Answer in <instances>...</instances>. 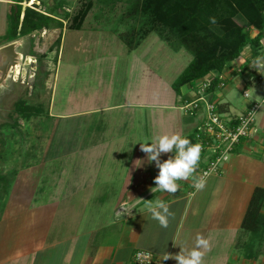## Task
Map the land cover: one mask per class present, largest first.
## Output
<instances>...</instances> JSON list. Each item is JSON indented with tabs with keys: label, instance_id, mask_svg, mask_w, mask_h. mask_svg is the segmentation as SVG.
I'll return each instance as SVG.
<instances>
[{
	"label": "rangeland",
	"instance_id": "rangeland-1",
	"mask_svg": "<svg viewBox=\"0 0 264 264\" xmlns=\"http://www.w3.org/2000/svg\"><path fill=\"white\" fill-rule=\"evenodd\" d=\"M87 1L93 5L81 29L71 30L72 19ZM60 2H64V7L58 9ZM21 5L22 11L31 8L42 13L56 8L63 27L34 32L16 40L21 41V49L30 55L33 64L26 67L25 76L20 74L17 80H10L0 93V210L23 207L17 210L18 217H22L26 206L30 208V203L25 204L30 198L34 203L46 202L56 207L48 215L54 222H60L64 215L61 208L71 206L67 205L68 200L62 201L63 197L86 198L89 189L94 188L91 195L95 201L82 208L84 221H74L75 227L80 226L79 231L83 232L75 243L80 241L77 246H84L92 233L88 236L84 232L86 222L95 224V234L91 235L97 240L104 239L102 231L113 235V223H122L124 215L111 218L113 205H101L98 200L107 191H120V183L129 176L131 166L143 156L140 143L170 135L169 122L161 119L167 110L156 106L175 104L179 96L171 84L191 55L183 49L171 50L155 34L148 35L136 49L128 50L119 35L138 36L143 21L127 19L126 0H38L31 6L25 2ZM10 7L0 4V47L5 45L3 36ZM63 13H69V20L63 21ZM243 59L241 55L239 60ZM254 72L264 74L259 70ZM260 88H249L251 97L256 92L259 93L256 99L261 98ZM124 100L130 106L103 114L91 111L120 105ZM147 102L157 104L145 106ZM182 102L185 101L176 102V108L183 113L179 107ZM138 103L142 105H133ZM19 105L39 108V115L25 120ZM79 111L84 112L82 116L76 114ZM118 117L122 121L111 126L108 120ZM101 135L104 139H100ZM97 140L104 144L91 150ZM105 150L104 154H98ZM93 167L99 171H90ZM91 180L96 182L93 184ZM129 181L131 184L132 179ZM90 182L91 188L83 187ZM57 201L60 203H53ZM66 255L69 256V250Z\"/></svg>",
	"mask_w": 264,
	"mask_h": 264
},
{
	"label": "crops",
	"instance_id": "crops-1",
	"mask_svg": "<svg viewBox=\"0 0 264 264\" xmlns=\"http://www.w3.org/2000/svg\"><path fill=\"white\" fill-rule=\"evenodd\" d=\"M0 4L11 6L13 1L0 0ZM256 35L255 30L251 31V37ZM241 55L243 60H239V57L224 68L223 74L227 76L225 86L216 88L208 94V98L216 102L220 111L228 116L243 113L250 101L258 98L259 94L254 92L250 99L242 96L246 78L254 76L256 68L253 67V59L256 56L248 47ZM257 56H264V54L261 52ZM238 69L240 71H237ZM248 88L256 90L257 86ZM195 98V91L184 86L181 88L180 96L176 97L175 104L156 106L167 110L161 119L163 122H169L170 135L185 133L184 136H186L194 132L201 123L202 111L187 115L176 108V102L179 100L192 101ZM156 104L147 102L143 105ZM133 105L139 107L142 104ZM122 106L130 105L124 100L120 105L102 106L91 111L93 114H103ZM83 113L79 111L76 114L82 116ZM121 121L122 118L119 117L108 120L111 126ZM256 129L255 135L240 142L234 153L221 165L217 174L205 179L206 183L202 190H196L193 186V180L198 179L199 170L203 167L201 159L193 176L187 180L178 181L180 187L176 193L172 194L156 188L154 177L158 169L155 167V162H149L148 154L143 152L140 166L132 165L129 176L120 183L122 190L120 188V191L116 193L107 191L109 194L105 192L102 200H98L101 205H113L111 218L124 215L122 225L113 223L115 225V228L111 229L113 235L109 231H102L104 239L97 240L91 235L95 234V224L86 222L87 227L84 232L88 236L89 232L92 233L91 238L86 239L84 246H77L80 241L75 243L83 232L79 231L80 226L75 227L74 221H84L81 216L82 208L95 201L91 195L94 189L91 188V182L94 184L95 180L83 184L84 188H91L86 198L78 195L71 198L63 197L62 201L66 203L68 200L67 205L71 206L61 208L64 215L60 222H54L48 215L49 210L56 211V207H51L46 202L34 203L30 198L25 201V204L30 203V208L26 206L22 217H18L20 213L17 214V212L23 207L17 209L14 206L15 209L12 207L7 212L0 210V264H6L9 261H13L12 264H130L133 253L138 249L151 252L158 260L166 264H176L173 259L164 260L165 253L174 255L180 251L191 250L195 246L197 235H201L208 241V247L201 249L204 253L201 264H264V245L257 258L246 257L244 249L250 240V233L241 228L254 189H264V112H260L257 116ZM125 130L127 132V127ZM120 138L123 139L124 135ZM100 139H104V136L101 135ZM99 141L91 145V150L100 148L104 144ZM105 152L106 150L98 154ZM169 155L162 154L161 160ZM93 168L90 169L93 173L99 171ZM102 168L103 165L100 166V169ZM93 173L92 178H94ZM130 179H132L131 184ZM99 184L106 185V182H99ZM157 199L166 202L174 214L167 228L161 227L158 221L152 219L146 211V201ZM34 204L37 205L34 206ZM13 209L14 211L11 212ZM261 213L264 215V202ZM89 218L86 220H90ZM28 220L32 221L30 225ZM91 220L96 219L92 217ZM109 224L112 225V223ZM68 250L69 256L66 255Z\"/></svg>",
	"mask_w": 264,
	"mask_h": 264
},
{
	"label": "trees",
	"instance_id": "trees-1",
	"mask_svg": "<svg viewBox=\"0 0 264 264\" xmlns=\"http://www.w3.org/2000/svg\"><path fill=\"white\" fill-rule=\"evenodd\" d=\"M12 1L3 36L5 44L34 32L63 27L56 8L47 9L45 14L31 8L22 11L21 4L28 0ZM126 3L127 19L140 18L143 21L138 36L129 33L119 35L128 50L136 49L148 35L155 34L171 50L183 49L191 55V60L171 84L176 96H180L184 86L194 90L193 83L205 77H210L207 88V94H210L215 91L224 68L238 59L246 47L254 56L263 50L264 0H126ZM92 5V1H87L80 9L72 19L71 30L81 29ZM63 7L64 2H60L58 9ZM62 16L63 21L69 20V13ZM210 18H214L215 22H211ZM254 30L257 35L251 37ZM18 108L25 120L39 115V108L26 105H19ZM186 136L195 143V131ZM263 202L264 189L255 188L241 225L251 235L244 249L248 258H257L264 245Z\"/></svg>",
	"mask_w": 264,
	"mask_h": 264
},
{
	"label": "built area",
	"instance_id": "built-area-1",
	"mask_svg": "<svg viewBox=\"0 0 264 264\" xmlns=\"http://www.w3.org/2000/svg\"><path fill=\"white\" fill-rule=\"evenodd\" d=\"M262 47V54H264V41ZM209 82L210 77L194 82L196 98L179 105L185 114L203 112V119L196 127L194 136L195 143L202 145L200 159L203 167L199 170L198 179H206L220 171L221 165L234 153L240 142L256 134L257 115L264 112V74L254 73V76L251 75L245 80L242 91L245 99L251 98L248 87L253 85L260 86L263 94L259 99H252L247 109L236 116L222 113L218 104L208 98ZM225 82H227V76L222 73L216 88L224 87ZM130 264H166V262L158 260L149 251L138 249L133 253Z\"/></svg>",
	"mask_w": 264,
	"mask_h": 264
},
{
	"label": "clouds",
	"instance_id": "clouds-1",
	"mask_svg": "<svg viewBox=\"0 0 264 264\" xmlns=\"http://www.w3.org/2000/svg\"><path fill=\"white\" fill-rule=\"evenodd\" d=\"M215 22L214 18H210ZM253 67L264 71V56H256L253 59ZM142 152L148 154L149 162H155L158 169L154 177L156 188L167 193H176L180 187L178 181L187 180L193 176L198 167L202 145L192 143L187 136L180 133L158 136L154 142L140 143ZM162 154H171L161 160ZM135 165L140 166V160ZM206 176V174H205ZM204 178L194 179L193 186L196 190H202L205 186ZM146 211L150 217L158 221L159 225L167 228L170 218L174 215L166 202L162 200L146 201ZM208 247V241L201 235H197L195 246L191 250L180 251L174 255L165 253L164 260L173 259L176 264H201L203 251Z\"/></svg>",
	"mask_w": 264,
	"mask_h": 264
},
{
	"label": "water",
	"instance_id": "water-1",
	"mask_svg": "<svg viewBox=\"0 0 264 264\" xmlns=\"http://www.w3.org/2000/svg\"><path fill=\"white\" fill-rule=\"evenodd\" d=\"M21 47V41L16 40L0 47V93L10 80H17L20 74L25 76L26 67L33 64L30 55L25 54ZM16 68L18 74H15Z\"/></svg>",
	"mask_w": 264,
	"mask_h": 264
},
{
	"label": "bare ground",
	"instance_id": "bare-ground-1",
	"mask_svg": "<svg viewBox=\"0 0 264 264\" xmlns=\"http://www.w3.org/2000/svg\"><path fill=\"white\" fill-rule=\"evenodd\" d=\"M37 1L38 0H28L27 2H25V5L31 6L37 3ZM15 74H18V68H16Z\"/></svg>",
	"mask_w": 264,
	"mask_h": 264
}]
</instances>
